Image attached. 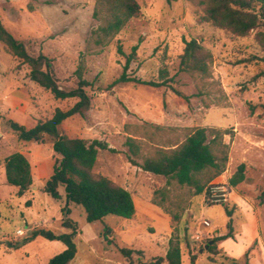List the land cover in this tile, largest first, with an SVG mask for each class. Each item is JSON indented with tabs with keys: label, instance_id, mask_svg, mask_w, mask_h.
<instances>
[{
	"label": "rangeland",
	"instance_id": "obj_1",
	"mask_svg": "<svg viewBox=\"0 0 264 264\" xmlns=\"http://www.w3.org/2000/svg\"><path fill=\"white\" fill-rule=\"evenodd\" d=\"M137 1L141 16L130 20L120 33L107 36L93 18L96 0H0L5 28L27 45L30 55L44 54L54 61L62 88L77 87L75 72L83 63L91 108L85 117L65 121L61 132L69 138L103 141L114 149L115 153L99 151L95 172L123 186L134 198L136 214L130 220L108 216L89 223L83 208L69 205V218L78 224V252L70 264H154L165 258L174 235L181 240L184 264H190L186 240L199 257L196 264H222L223 256L245 264L246 252L250 264H264V207L259 201L264 190V25L247 37H235L202 22L201 10L189 1ZM182 38L197 39L212 53L213 77L226 94L219 106L206 108L195 97L192 78L180 71ZM136 46L128 75L158 83L164 71L173 88L191 97L190 102L165 87L113 85ZM29 72L0 41V264H48L63 252L62 243L37 238L20 249L7 245L22 243L38 229L70 233L62 226L67 207L64 189H60L61 200L44 191L58 159L53 139L21 142L8 121L29 128L51 119L57 109H71L77 101L56 100L30 80ZM198 127L229 131L224 136L230 147L227 168L208 188L227 189L234 239L220 242L222 253L212 257L208 243L228 233L224 203L209 204L207 192L193 198L188 188L174 185L170 197L184 207V212L176 211L180 222H174L152 203L154 192L165 188L167 179L133 166L127 146L132 138L148 156L158 146L168 149L183 142ZM15 153L27 157L34 174L35 184L23 197L6 181L4 163ZM241 165H245V180L232 187L230 181ZM205 221L211 228L204 226ZM106 226L111 228V245L104 239ZM19 230L24 236H17ZM197 234L201 239H195ZM123 248L135 253L126 258L120 252Z\"/></svg>",
	"mask_w": 264,
	"mask_h": 264
},
{
	"label": "trees",
	"instance_id": "obj_2",
	"mask_svg": "<svg viewBox=\"0 0 264 264\" xmlns=\"http://www.w3.org/2000/svg\"><path fill=\"white\" fill-rule=\"evenodd\" d=\"M170 1V0H168ZM195 4L201 10V21L209 23L215 28L230 32L235 37H247L253 31L264 25V0H186ZM32 9V6H30ZM142 8L137 0H96L93 13L94 20L101 23V31L107 36L120 33L134 18L140 17ZM0 41L5 51L30 69V80L40 88L50 92L56 100H76V104L69 110L57 109L51 119L39 121L32 128H27L13 120L8 121L11 130L21 142H44L46 137L53 139V150L58 159L54 165V172L47 180L44 191L55 200H61L60 189L63 188L66 198V218L62 226L70 233L56 235L48 229H38L22 243L7 246L20 249L26 244L44 238L51 242H60L65 250L53 257L48 264H70L77 255L75 238L78 236V224L69 218L74 204L83 208L89 223L103 221L108 216L126 220L133 219L136 206L133 195L123 186L112 179L97 174L95 167L99 151L115 150L106 142L69 138L62 134V124L74 116L85 117L91 108V98L86 89L90 86L85 80V66L80 64L75 72L77 87L64 89L59 85L54 71V61L44 54L32 56L27 45L16 39L0 20ZM183 53L180 56V71L189 75L195 85L197 94L205 107L219 106L226 99L221 84L213 77V55L194 38H182ZM137 46L127 57L121 77L113 85L120 83H136L154 88L165 87L171 89L176 96L190 102L191 97L176 90L171 85L167 73L161 72L160 82H146L128 75L130 64L136 59ZM157 129H161L157 127ZM229 131L218 128L198 127L190 131L186 139L168 149L158 146L155 151L143 156L141 147L136 140L130 138L127 146L130 149L129 161L144 172L167 179L166 187L153 194L152 203L168 214L174 222H180L181 215L176 211H183L181 201H173L170 197L171 187L188 188L193 198L201 197L209 190V185L220 177L226 170L230 147L224 143V136ZM141 161V162H139ZM7 184L17 189V196L23 197L34 185L33 171L30 161L22 153L12 154L4 163ZM245 180V165H241L230 183L237 187ZM261 206L264 207V190L259 196ZM229 219L228 233L211 240L208 245L210 257L222 252L218 244L227 239H234L233 209L227 203L221 204ZM176 206V208H173ZM68 216V217H67ZM111 228L105 227L104 239H109ZM190 264L199 260L193 252L189 241L186 240ZM126 257L131 258L133 250L120 249ZM222 264H240L238 260L223 256ZM184 251L180 238L174 235L169 241V248L165 258H160L154 264H184ZM249 263V252L245 254ZM212 259V258H211Z\"/></svg>",
	"mask_w": 264,
	"mask_h": 264
},
{
	"label": "built area",
	"instance_id": "obj_3",
	"mask_svg": "<svg viewBox=\"0 0 264 264\" xmlns=\"http://www.w3.org/2000/svg\"><path fill=\"white\" fill-rule=\"evenodd\" d=\"M227 189L224 186L213 185L209 188L206 196V202L209 204H219L228 202V197L226 195ZM206 228H211V223L209 221L204 222ZM17 236H24L22 230L17 231ZM195 239H201L200 234H197Z\"/></svg>",
	"mask_w": 264,
	"mask_h": 264
},
{
	"label": "crops",
	"instance_id": "obj_4",
	"mask_svg": "<svg viewBox=\"0 0 264 264\" xmlns=\"http://www.w3.org/2000/svg\"><path fill=\"white\" fill-rule=\"evenodd\" d=\"M35 126V125H34ZM34 126H32V127H34ZM27 127V126H26ZM32 127H29V128H32ZM33 178H34V174H33ZM34 184H35V180H34ZM71 209V208H70ZM64 248H65V246H64ZM65 250V249H64ZM63 250V251H64ZM62 253V252H61Z\"/></svg>",
	"mask_w": 264,
	"mask_h": 264
}]
</instances>
